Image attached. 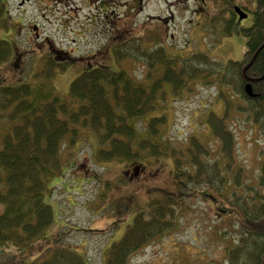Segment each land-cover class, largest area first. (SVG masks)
<instances>
[{
  "label": "trees",
  "instance_id": "1",
  "mask_svg": "<svg viewBox=\"0 0 264 264\" xmlns=\"http://www.w3.org/2000/svg\"><path fill=\"white\" fill-rule=\"evenodd\" d=\"M257 2L258 11L252 31L248 32L242 60H228L224 64L205 52L181 57L159 51L153 65L142 69L140 77L124 68L116 72L107 68H81L70 82L68 98L46 96L23 81L24 54L19 56L15 50V32L11 37L10 33H0V65L8 63L19 69L22 78L16 83H0V248L16 245L25 249L43 235L53 220L52 207L46 199L55 176L63 174L64 147H73L91 131L105 158L119 157L134 163L150 156L169 155L180 188L192 189L191 185L204 184L220 191L232 183L228 200L240 207L244 223L240 226L243 233L229 247L224 264H264V150L258 188L253 189L255 194L249 202L248 194L239 191V188L244 190L241 187L244 167L237 166L234 160L235 135L230 126L232 97L221 88L223 113L208 111L205 119L209 132L220 142L221 167L218 160L211 159L212 147L194 134L182 144L156 141L155 137L161 138L163 133L165 118L150 116L171 93L172 97L183 98L196 83H216L217 88L219 84H227L233 85L244 100L235 109L246 113L264 133V77L251 82L255 95L249 96L243 89L242 73L243 66L264 41V0ZM8 21L6 5L0 0V26L5 27ZM64 63L67 62L46 61L45 65L49 66L42 70L45 79L54 75L55 65L63 70ZM263 72L264 46L245 74L256 77ZM142 118H146V124L142 126L144 129H139L136 124ZM181 176L186 181H180ZM180 204L174 193L165 190L161 197L151 199L135 211L121 236L108 246L104 264H129L130 256L175 226ZM21 264L88 263L72 250L58 246L45 257Z\"/></svg>",
  "mask_w": 264,
  "mask_h": 264
},
{
  "label": "rangeland",
  "instance_id": "2",
  "mask_svg": "<svg viewBox=\"0 0 264 264\" xmlns=\"http://www.w3.org/2000/svg\"><path fill=\"white\" fill-rule=\"evenodd\" d=\"M50 1L53 0H47L46 3ZM7 2L11 4L9 12L14 16L19 0ZM37 3L38 0H29L23 7L24 23L35 22L39 25L44 22L40 19ZM147 8L149 12H161L162 4L159 0H151ZM172 10L175 26H171V31L183 35V31H180L183 14L174 8ZM47 16L50 27L44 24L41 35L48 36L56 47L75 48L67 42V32L64 34L55 25L52 27L56 18L49 11ZM249 19L250 16L245 20L248 22ZM12 33L14 31L9 37ZM25 36L22 33L16 36L17 45L28 50L24 54L22 65L26 74L23 81L46 96L70 97V82L81 65L67 62L63 64V70L55 65L52 68L54 75L45 79L42 70L49 65L42 63L44 52L32 50L31 47L34 46L25 42ZM210 36L211 41H217V34ZM233 37L240 42L237 53L233 51L235 46L232 44L229 50L224 48L223 52L212 53V57L225 59V54L233 60L240 59L244 37L235 34ZM81 51L82 49L75 50L74 55L84 54ZM174 53L171 50V54ZM115 68L110 70L116 72L117 67ZM124 69L132 71L138 77L142 72V68ZM18 70L8 63L0 65V83L19 82L22 78H19ZM235 79L238 83L236 76L234 81ZM219 86L217 88L216 83H196L191 90H186L183 98L169 94L172 99L168 98L154 112H150V116L163 115L165 118L161 138L156 136L155 140L164 144H167V140L182 144L194 134L212 147L211 159L218 160L221 167L223 162L220 158V142L209 132L205 119L208 111L223 113L224 104L219 97V90L222 88L223 93L229 94L234 102L230 125L235 135L234 160L237 166L244 167L241 186L244 190L239 188V191H245L248 194L247 200L251 202L250 197L255 194L253 189L258 188L256 184L264 150V133L250 121L246 113L235 109L237 104H244L235 87L227 84ZM145 119L137 122L139 129H144L142 126L145 127ZM63 155V174L55 176L51 183L54 185L49 188L48 197L45 198L52 207V222L45 228L43 235L28 248L20 249L16 245L1 247L0 264H21L22 261L45 257L58 246L72 250L88 264H104L108 246L121 236L125 224L131 221L135 211L144 207L151 199L161 197L165 190L174 193L181 203L175 226L130 256L129 264H224L229 247L243 233L240 226L244 223V215L240 207L228 200L233 190L232 183L226 190L220 191L204 184L191 185L193 190L180 188L176 184L174 164L169 155L134 160L135 165L144 167V172L139 176H131L133 169H130V161L119 157L105 158L100 151V143L91 131L84 134L73 147H64ZM181 177L180 181H186L185 177Z\"/></svg>",
  "mask_w": 264,
  "mask_h": 264
},
{
  "label": "flooded vegetation",
  "instance_id": "3",
  "mask_svg": "<svg viewBox=\"0 0 264 264\" xmlns=\"http://www.w3.org/2000/svg\"><path fill=\"white\" fill-rule=\"evenodd\" d=\"M149 1L53 0L46 3L47 0H38L36 7L44 21L38 25L24 23L25 11L22 9L29 0H19L14 16L9 12L11 4L3 0L9 21L5 27L0 26L1 34L8 35L12 31L15 36L26 34L25 42L34 46L31 49L44 52L43 64L51 60L55 64L77 63L86 69H144L153 65L152 60L159 51L169 56L171 50L181 57L192 52H209L213 56L212 53L223 52L224 48L229 50L233 44V51L237 53L240 42L233 35H242L245 44L258 11L257 0H159L162 11L149 12ZM173 8L183 14L180 27L183 35L171 31V26H175ZM48 11L57 20L52 27L55 25L61 33L67 32L64 33L67 42L75 48L56 47L48 36L41 35L44 24L50 27ZM210 34H217V41H211ZM79 49L84 54L74 55ZM15 50L19 56L28 51L18 45ZM223 56L226 57L223 62H227L228 56ZM247 81L244 78V83ZM130 165L131 176L144 172V167L133 162Z\"/></svg>",
  "mask_w": 264,
  "mask_h": 264
},
{
  "label": "water",
  "instance_id": "4",
  "mask_svg": "<svg viewBox=\"0 0 264 264\" xmlns=\"http://www.w3.org/2000/svg\"><path fill=\"white\" fill-rule=\"evenodd\" d=\"M264 46V42L257 48V50L254 52L253 56L251 57V59L249 60V62L246 64V66L243 68V72H245L246 68L254 61L258 51ZM264 76V72L262 73V75L260 77H258L257 79H260ZM249 79V78H248ZM244 91L246 94L253 96L254 93L252 92L251 89V85L250 82H247L244 84Z\"/></svg>",
  "mask_w": 264,
  "mask_h": 264
}]
</instances>
